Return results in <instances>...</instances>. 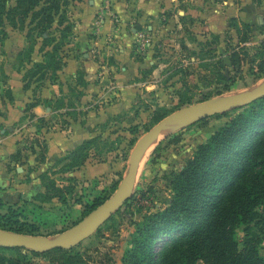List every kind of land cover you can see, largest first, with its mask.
I'll use <instances>...</instances> for the list:
<instances>
[{"label": "rangeland", "instance_id": "obj_1", "mask_svg": "<svg viewBox=\"0 0 264 264\" xmlns=\"http://www.w3.org/2000/svg\"><path fill=\"white\" fill-rule=\"evenodd\" d=\"M15 2L11 0L9 6ZM108 8L112 9V6ZM67 16L71 22L68 13ZM233 18L237 21L235 25ZM244 23L252 24V31L247 34L248 40L239 46L236 26L243 28ZM25 25L24 30L13 28L6 21L0 25L1 72L11 63L6 50L9 33L20 32L27 46V31L32 27L29 19ZM56 29L55 25L54 34ZM241 32L246 35L245 30L241 29ZM263 42L264 0H178L171 9L161 12L156 21L147 20L135 32L132 47L137 56L147 58L142 71L147 84L140 86L129 110L97 128L95 134L99 135L94 137L98 147H92L91 156L84 165L89 171L90 164L107 163L105 172L86 178L88 171L83 172L81 166L79 178H73L61 173L60 168L49 167L42 174L43 179L49 184L64 185L70 201L60 202L56 198L49 202L33 200L23 204L25 209L16 206L23 210L28 222L40 225L36 235L49 237L71 229L90 213L85 207L96 197L108 199L114 195L128 172L130 155L137 141L167 115L185 106L235 96L264 84V75L258 74L257 68L260 62H264V57L260 56ZM40 48L39 39L32 56L39 57ZM236 50L240 52L239 60L230 56ZM20 59L25 57H17L15 68L19 71L27 69V63ZM150 62L156 68L154 73ZM69 95L76 96V90ZM229 111L228 116H211L178 129L146 149L133 196L92 236L76 246V251L87 260V264H122L131 247L135 223L170 204L173 174L180 171L197 148L236 114ZM57 121L62 124L60 119ZM31 122V133H24L20 143L28 149L38 146L42 155L47 139L41 127L49 129L54 122L43 121L41 125ZM102 158L104 162L100 161ZM71 186L74 187L73 194L67 193ZM237 233L241 249L245 235L243 227ZM261 253L264 255V244ZM3 254L23 257L29 264H59L53 256H37L26 249ZM196 264L207 263L199 260Z\"/></svg>", "mask_w": 264, "mask_h": 264}, {"label": "trees", "instance_id": "obj_2", "mask_svg": "<svg viewBox=\"0 0 264 264\" xmlns=\"http://www.w3.org/2000/svg\"><path fill=\"white\" fill-rule=\"evenodd\" d=\"M10 1L0 0V25L6 21L13 28L24 30L27 19L32 25L26 35L28 44L18 55L25 57L20 59L22 63H32L24 76L26 87L35 77L42 80L49 74L51 81H55L57 72L64 65L62 49L73 28L67 19L68 0H15V5L9 6ZM232 21L233 25L237 22L235 18ZM236 28L240 46L248 40L252 24L244 23L243 28L239 25ZM241 29L245 30V36ZM39 39L43 60L34 62L32 55ZM262 45L260 56L264 57V42ZM230 56L239 60L240 52L236 50ZM257 68L258 74L264 75V62ZM41 101L35 99L27 109ZM232 111L236 114L197 148L180 171L173 174L170 204L135 223L131 247L122 264H196L199 260L207 264H264L261 253L264 244V96ZM229 112L215 117L228 116ZM96 137L85 140L64 158L69 159L65 170L86 164L92 147H98ZM100 161L104 162V158ZM47 188L49 191L45 196L48 199L57 196L66 202L65 188L57 187L54 182L48 183ZM67 189V193H74L73 186ZM106 199L98 196L85 208L91 212ZM240 227L245 232L241 249L237 242ZM0 228L33 235L40 229L37 224L28 222L23 210L13 206L0 214ZM22 250L0 247V264H29L23 257L3 254ZM31 253L53 256L59 264H87L76 247Z\"/></svg>", "mask_w": 264, "mask_h": 264}, {"label": "crops", "instance_id": "obj_3", "mask_svg": "<svg viewBox=\"0 0 264 264\" xmlns=\"http://www.w3.org/2000/svg\"><path fill=\"white\" fill-rule=\"evenodd\" d=\"M177 1L68 0L67 13L73 28L62 49L63 68L55 81H51L50 74L42 80L35 77L29 87L24 75L32 63L22 71L15 68L25 38L16 30L9 33L6 50L11 63L0 71V214H5L9 206L25 209L27 201L59 199L45 196L49 182L42 174L49 167L60 168L67 177L79 178V167L64 170L69 162L64 157L85 140L99 135L95 134L99 126L132 107L140 86L147 84L142 75L147 58L137 56L132 48L135 32L147 20L156 21ZM99 16L101 23L97 24ZM32 59L42 61V52ZM150 65L154 73L153 62ZM73 90L81 94L69 95ZM35 99L42 101L28 110L27 105ZM49 120L54 122L52 127H41L47 139L43 156L38 146L23 148L20 139L31 131V121L40 124ZM106 166L107 163L90 164L88 171L83 165L82 171H88L86 178H90L104 173ZM56 186L64 187L58 183ZM66 198L69 202L70 198Z\"/></svg>", "mask_w": 264, "mask_h": 264}, {"label": "water", "instance_id": "obj_4", "mask_svg": "<svg viewBox=\"0 0 264 264\" xmlns=\"http://www.w3.org/2000/svg\"><path fill=\"white\" fill-rule=\"evenodd\" d=\"M264 96V84L254 90L221 99H210L185 106L163 118L144 134L133 148L129 168L116 193L60 234L40 237L0 228V247L23 248L44 253L56 248L71 249L92 236L113 214L133 196L138 180L141 159L146 149L170 133L216 114L244 107Z\"/></svg>", "mask_w": 264, "mask_h": 264}, {"label": "built area", "instance_id": "obj_5", "mask_svg": "<svg viewBox=\"0 0 264 264\" xmlns=\"http://www.w3.org/2000/svg\"><path fill=\"white\" fill-rule=\"evenodd\" d=\"M100 17V16H99ZM117 21V20H116ZM101 23V17L100 18H97V24H100ZM144 37V35H142ZM144 40V38H143Z\"/></svg>", "mask_w": 264, "mask_h": 264}]
</instances>
